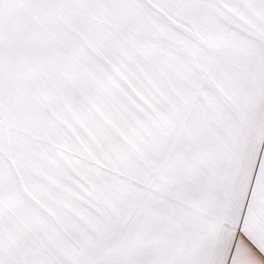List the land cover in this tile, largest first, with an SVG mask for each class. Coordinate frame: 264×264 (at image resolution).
Returning <instances> with one entry per match:
<instances>
[{
	"label": "snow or ice",
	"instance_id": "obj_1",
	"mask_svg": "<svg viewBox=\"0 0 264 264\" xmlns=\"http://www.w3.org/2000/svg\"><path fill=\"white\" fill-rule=\"evenodd\" d=\"M0 264H264V0H0Z\"/></svg>",
	"mask_w": 264,
	"mask_h": 264
}]
</instances>
